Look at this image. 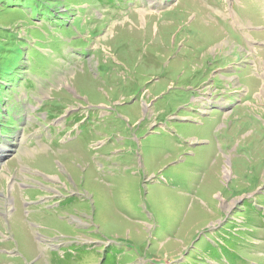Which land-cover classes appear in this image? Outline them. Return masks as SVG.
<instances>
[{
	"label": "rangeland",
	"instance_id": "rangeland-1",
	"mask_svg": "<svg viewBox=\"0 0 264 264\" xmlns=\"http://www.w3.org/2000/svg\"><path fill=\"white\" fill-rule=\"evenodd\" d=\"M2 38L0 264H264V0H0Z\"/></svg>",
	"mask_w": 264,
	"mask_h": 264
},
{
	"label": "trees",
	"instance_id": "trees-1",
	"mask_svg": "<svg viewBox=\"0 0 264 264\" xmlns=\"http://www.w3.org/2000/svg\"><path fill=\"white\" fill-rule=\"evenodd\" d=\"M37 10V8H36ZM50 18V17H48ZM52 18V17H51ZM4 38H2V42L0 41V49L2 51H5L6 52V43H4L3 41ZM5 41H6V38H5ZM14 69L11 70V71H7L6 72V67H3V65L0 64V80H3L4 84L0 85V90H2L3 88H5L4 90H6V83L7 84H12V83H16L18 80H20V77L17 76V74H19L20 76L23 75V73H21L22 71H20V66L19 65H14ZM18 73L15 71L18 70ZM0 84H1V81H0ZM4 101H1L0 102V108L2 107V104H3ZM12 128L11 125H6L5 129L6 131L10 130ZM3 136V135H1Z\"/></svg>",
	"mask_w": 264,
	"mask_h": 264
}]
</instances>
